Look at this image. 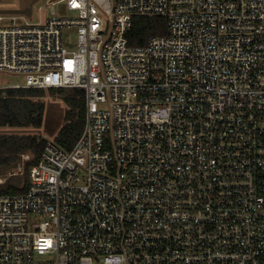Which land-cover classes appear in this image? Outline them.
I'll list each match as a JSON object with an SVG mask.
<instances>
[{
    "label": "built area",
    "instance_id": "1",
    "mask_svg": "<svg viewBox=\"0 0 264 264\" xmlns=\"http://www.w3.org/2000/svg\"><path fill=\"white\" fill-rule=\"evenodd\" d=\"M38 13L0 15V73L83 89L84 127L70 150L46 139L26 191L0 195V264H264V0ZM134 16L165 33L129 45Z\"/></svg>",
    "mask_w": 264,
    "mask_h": 264
},
{
    "label": "trees",
    "instance_id": "2",
    "mask_svg": "<svg viewBox=\"0 0 264 264\" xmlns=\"http://www.w3.org/2000/svg\"><path fill=\"white\" fill-rule=\"evenodd\" d=\"M166 22L162 17L134 16L128 33L129 45L142 46L149 37L162 35ZM46 94L58 95L64 102L63 123L54 141L63 149L70 150L78 141L84 127V90L79 88H15L0 89V128L40 129L43 125ZM46 139L37 134L0 133V168L17 166L22 155L30 154L25 162L23 180L16 175L0 183V195L22 194L28 185V173L38 163Z\"/></svg>",
    "mask_w": 264,
    "mask_h": 264
},
{
    "label": "rangeland",
    "instance_id": "3",
    "mask_svg": "<svg viewBox=\"0 0 264 264\" xmlns=\"http://www.w3.org/2000/svg\"><path fill=\"white\" fill-rule=\"evenodd\" d=\"M46 0H0V15L2 16H23L31 21L38 20V7L44 6ZM42 19H45L46 11H43ZM64 43L69 46L76 42V35L74 30L63 31ZM22 76H16L11 74L0 73V88H6L10 84L15 82H21ZM45 102V114L43 125L40 129H11V128H0V133H19V134H37L44 139H53L63 123L64 111L66 106L64 102L58 97V95L46 96L42 99ZM22 157L18 162L17 166L11 169L0 168V183L5 181L9 177L10 172H18V166L21 167L24 173V165L27 160L30 159V154ZM29 158V159H28ZM12 169H15L12 171ZM23 173L16 174L19 183L23 180ZM44 220V217L38 215H30L28 218V225L31 227L32 224L38 223Z\"/></svg>",
    "mask_w": 264,
    "mask_h": 264
},
{
    "label": "crops",
    "instance_id": "4",
    "mask_svg": "<svg viewBox=\"0 0 264 264\" xmlns=\"http://www.w3.org/2000/svg\"><path fill=\"white\" fill-rule=\"evenodd\" d=\"M22 82V81H21ZM17 83H20V82H15V83H13V84H17ZM12 84H10L8 87H10Z\"/></svg>",
    "mask_w": 264,
    "mask_h": 264
}]
</instances>
